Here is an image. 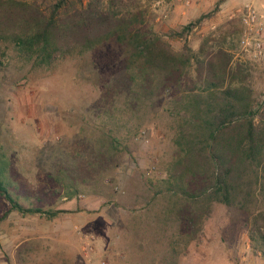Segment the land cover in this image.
<instances>
[{
  "label": "rangeland",
  "instance_id": "rangeland-1",
  "mask_svg": "<svg viewBox=\"0 0 264 264\" xmlns=\"http://www.w3.org/2000/svg\"><path fill=\"white\" fill-rule=\"evenodd\" d=\"M129 1L177 52L226 36L232 68L241 64L247 75L234 86L252 89L264 117V33L260 55L238 12L250 5L264 17L256 4L203 18L215 5L163 30L170 19L155 0ZM128 57L127 46L111 40L40 66L0 41V155L11 190L25 208L66 211L50 220L23 215L0 197V264H264L252 253L247 214L214 204L192 240L194 205L168 187L181 155L179 103L168 87H192L194 67L141 79ZM87 235L94 251L85 254Z\"/></svg>",
  "mask_w": 264,
  "mask_h": 264
},
{
  "label": "trees",
  "instance_id": "trees-1",
  "mask_svg": "<svg viewBox=\"0 0 264 264\" xmlns=\"http://www.w3.org/2000/svg\"><path fill=\"white\" fill-rule=\"evenodd\" d=\"M131 3L0 0V41L15 43L40 66L117 40L128 48V70H136L141 79L157 72L181 77L194 67L192 87L183 92L168 87L179 103L174 114L180 120L176 143L181 153L170 169L168 187L194 205L188 217L192 240L199 237L213 205L222 204L247 214L252 253L264 258V117L252 89L234 86L247 78L243 66L232 68L226 36L215 45L207 38L198 51L187 46L175 51L164 35L149 27L144 11L132 12ZM7 172L0 155V197L9 202L11 212L49 220L66 212L25 208L11 190Z\"/></svg>",
  "mask_w": 264,
  "mask_h": 264
},
{
  "label": "crops",
  "instance_id": "crops-1",
  "mask_svg": "<svg viewBox=\"0 0 264 264\" xmlns=\"http://www.w3.org/2000/svg\"><path fill=\"white\" fill-rule=\"evenodd\" d=\"M244 1L256 4L258 9L264 13V0H189V4L186 3V0H155L152 7L159 6V9L168 12L165 17H168L170 21L163 27V30H167L177 28L188 20L200 17L218 3L220 6L217 14L220 16L225 12L232 11L237 4ZM157 21H160V18Z\"/></svg>",
  "mask_w": 264,
  "mask_h": 264
},
{
  "label": "built area",
  "instance_id": "built-area-1",
  "mask_svg": "<svg viewBox=\"0 0 264 264\" xmlns=\"http://www.w3.org/2000/svg\"><path fill=\"white\" fill-rule=\"evenodd\" d=\"M186 3L189 4V0H186ZM241 12V20L245 27L246 35H252L256 37V49L259 51L260 55L263 54L262 47V35L264 33V21L263 16L259 15L254 8L250 5H247L245 10H239ZM94 237L87 235L82 238V250L85 254L94 251L93 248ZM102 264H108L106 261H103Z\"/></svg>",
  "mask_w": 264,
  "mask_h": 264
}]
</instances>
